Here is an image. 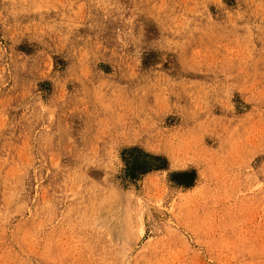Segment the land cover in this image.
<instances>
[{
  "label": "rangeland",
  "instance_id": "1",
  "mask_svg": "<svg viewBox=\"0 0 264 264\" xmlns=\"http://www.w3.org/2000/svg\"><path fill=\"white\" fill-rule=\"evenodd\" d=\"M0 264H264V0H0Z\"/></svg>",
  "mask_w": 264,
  "mask_h": 264
},
{
  "label": "bare ground",
  "instance_id": "2",
  "mask_svg": "<svg viewBox=\"0 0 264 264\" xmlns=\"http://www.w3.org/2000/svg\"><path fill=\"white\" fill-rule=\"evenodd\" d=\"M139 129H140V126L139 127H136L135 125L131 126V130L133 131L132 132L133 134H137L138 135V133L142 132V130H139Z\"/></svg>",
  "mask_w": 264,
  "mask_h": 264
}]
</instances>
